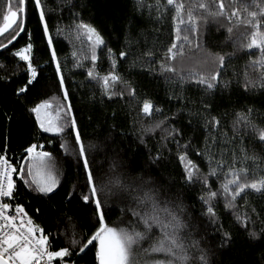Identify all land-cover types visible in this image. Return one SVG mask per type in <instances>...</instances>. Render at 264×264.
Segmentation results:
<instances>
[{
  "label": "snow or ice",
  "instance_id": "6c2138e0",
  "mask_svg": "<svg viewBox=\"0 0 264 264\" xmlns=\"http://www.w3.org/2000/svg\"><path fill=\"white\" fill-rule=\"evenodd\" d=\"M134 7L141 16L147 13L149 19L156 23L164 21L171 13L169 46L157 48L154 42L152 48L137 55L133 51V44L138 45L139 41L126 36L125 48L119 52V58L127 61L131 57L130 67L139 64L144 69L146 66L150 74H155L157 69L154 65H159V75L173 88L168 99L176 100L181 105L172 116L166 115L164 109L152 99L138 95L135 85L119 72L115 53L107 46L103 34L92 23L85 21L79 12L71 11L75 8L72 0H56L55 7L50 0H6L4 3V24L0 26V36L10 31L14 34L7 44H0V49L9 51V46H14L22 34L27 36L28 41L24 47L12 52L14 58L26 64L27 83L19 88L17 95L26 93L34 81L39 82L38 71L43 70L35 66L34 38L27 29L29 11L38 16L42 39L51 50L49 63L55 65L54 79L58 78L54 86L63 95L62 102L56 103L57 97L52 96L35 104L29 112L35 115V123L42 133L61 138L60 149L65 156L75 160L78 170H82L84 182L74 186L66 203L71 204L77 198L76 188H80V207L92 211V227L95 230L85 233L76 218L67 212L57 221L55 237L50 230L38 224L27 210L29 206L20 201V188L23 186L29 192L37 193L38 198L50 199L49 194H55L61 183L56 174L58 162L51 152L45 151L44 146L37 143L25 147L24 155L18 159L10 160L7 156L8 144L5 143V154L0 155V264H78L79 259L93 249L96 264H216L215 256L219 249L211 243L205 246L206 226L194 217L184 218L185 205L172 194L171 185L158 184L152 176L138 170L134 162L128 160L127 149L123 145V151L117 149L110 153L105 150L109 147L107 144L101 148L93 141L85 143L66 88L63 74L66 64H61L53 48L48 23L52 14L65 9L70 12L71 23L63 28L58 26L56 32L58 35L66 32L74 34L82 46L79 51L71 52L73 67L86 68V80L81 82V86L95 84L101 102L105 98L111 101L117 97L136 102L132 109L135 112L132 126L140 144L147 147L149 139L155 140L153 147L156 155L152 156V149H149L153 164L159 165L165 158V150L171 156L169 145H175L183 183L201 186V217L206 218L207 224L221 234L219 248L228 247L232 242L231 232L224 230L220 223L217 211L220 200L224 201L225 212L232 215L249 238L259 239L264 235V230L258 234L254 227H249L256 223L253 216L264 222V208L252 207L249 211L245 199L249 190L264 195V175L249 179L247 163L252 161L256 165V169L251 170L255 176L264 155L254 150L250 154L247 141L251 137L253 148L257 143L264 145V118L254 107L234 110L231 113V135L221 131L229 113L214 115V104L209 97H214L218 89L231 87L232 79L226 80L224 77L228 75V65L234 53H212L207 44L209 26L215 24L217 31L221 28L226 30L228 35L225 42H231L237 51L258 49L259 57L250 59L244 65L242 74L233 70L232 78L243 87L245 93L264 92V0H251L250 3L240 0H134ZM241 28L243 31H240ZM84 46L88 52H84ZM106 47L109 70L102 74L98 52ZM178 57L181 62L187 57L193 61V66L184 67L182 63L177 69ZM88 60L90 67L85 64ZM17 67L22 66L17 64ZM0 68H5V65L0 63ZM188 87L197 88L203 93L199 101L184 95ZM95 99L94 89L91 101L94 103ZM63 101L68 103L65 105ZM197 103L199 107H189ZM186 109L188 127H192L194 119L202 122V147L193 148L190 139L181 144L183 126L178 128L174 122ZM101 151L103 159L97 164ZM192 154L207 163L206 173L191 158ZM213 178L219 184L215 190L211 183ZM241 199L245 200L243 206L239 204ZM241 207L244 208L243 212ZM117 209L120 212V225L109 226L106 215ZM39 211L37 208L36 213ZM60 224L65 225L63 231L59 229ZM155 230L159 231L158 236L154 235ZM261 260H264V256Z\"/></svg>",
  "mask_w": 264,
  "mask_h": 264
},
{
  "label": "trees",
  "instance_id": "16d2710c",
  "mask_svg": "<svg viewBox=\"0 0 264 264\" xmlns=\"http://www.w3.org/2000/svg\"><path fill=\"white\" fill-rule=\"evenodd\" d=\"M240 2H248L251 0H240ZM6 0H0V26L4 23L2 18L3 5ZM53 7L56 6V0H50ZM75 8L71 11L79 12L83 19L92 23L103 34L107 46L112 48L117 58L118 70L126 78L131 81L140 97H147L154 101V103L163 108L168 116L177 113L180 108V102L176 100H169L168 96L172 92V86L165 81L163 76L159 75V65L154 67L157 69L155 74H150L146 71V66L142 69L139 64L135 67H130L132 58L129 57L127 61H121L119 52L125 48V37L130 36L133 41L138 40L139 44H133V51L139 53L146 51L153 47L155 42L156 47L163 45L165 48L171 43V13L168 17L156 23L153 19H149L147 13L143 16L136 11L134 7V0H72ZM53 38V48L62 65L66 64L63 69V74L66 77V88L70 93V102L74 108V114L79 121V125L85 140V143L93 141L101 145L107 144L109 147L105 149L110 153L117 149H127V158L134 162V166L138 170H142L147 175L152 176L158 184L171 185V192L174 196H178L185 205L184 218L194 217L201 225L206 226L207 239L205 246L209 243L213 247L219 249L215 256L216 264H264L261 257L264 256V235L259 239H251L247 233L244 232L238 224L235 223L232 215L226 213L224 210V201L220 200L217 211L220 216V223L223 224L224 230L230 231L232 234L231 245L225 248H219L221 241V234L215 232L211 225L207 224V219L201 217L203 206L199 201L201 195L200 184L185 185L182 179V168L179 166V160L176 158V147L170 144L172 149L171 156L168 151H164V159L160 161L159 165L153 164L150 160L149 149L151 148V155H156V150L153 145L155 140L149 139L148 146L140 144L136 138L135 130L132 126V116L135 112L132 109L135 106V101L127 99L121 100L114 98L109 101L107 98L101 102L99 89L95 84H85L81 86V82L86 80V68L76 69L73 67L71 52L73 50L79 51L81 44L76 40L74 34L64 33L58 35L57 27H65L71 23V16L69 10L57 11L50 16L48 20ZM27 29L32 32L34 38V61L38 69V81H34L32 85L28 86V91L17 95L19 88L25 86L27 83V75L24 69L26 64L18 61L12 56V52L24 47L26 45L27 36L22 34L14 46H9L10 50L6 51L0 49V63L5 65V68H0V155L4 153V145L8 144L7 156L10 160L18 159L24 155V148L29 144L37 143L44 146L45 151L53 154L58 162L57 177L60 180V185L55 191V194H49L51 197L38 198V194L29 192L26 188L21 186L19 199L25 205H28V211L33 215L36 222L42 225L46 230L52 232L53 237L57 233V221L61 219L65 212L69 216H73L79 222L82 230L85 233L94 231L93 213L90 209H83L80 207L78 199L81 189L76 188V197L71 204H67L69 192L73 191L74 186L83 184L84 176L82 170L75 167V160L72 157L65 156V153L60 149L61 138H53L51 134L42 133L35 123V115L29 112V109L35 104L40 103L52 96L57 97L56 103H60L62 92H59L54 86L58 83V78L54 79L55 65L49 63L51 58V50L48 49L47 43L42 39V26L39 25L38 16L33 15L29 11L27 17ZM243 31V28L240 29ZM14 34L11 31L0 36V44H7L8 39ZM225 29L221 28L217 31V25L209 26L207 32L208 49L212 53L228 54L234 53L233 58L228 65V75L224 79H232V84L229 89H218L214 97H209V101L214 104L213 114L223 116L225 112L229 113L225 117V127L223 131H227L231 135V113L234 110H240L245 107H254L261 118H264V92L255 91L245 93L243 87L238 85L232 78L233 70L243 73L244 65L250 59H256L260 53L258 49H243L237 51L231 42H225L227 36ZM246 43L247 40H244ZM84 52H88L86 46L83 48ZM101 59L98 62L102 74H106L109 70V61L107 59V47L98 52ZM90 55V53H89ZM159 53L158 57L159 58ZM67 57V60L65 59ZM191 67L193 61L187 57L181 62L177 58L176 67L181 66ZM17 64L22 67H17ZM85 64L90 67V60L85 61ZM209 67H212L209 65ZM251 71V69H249ZM120 87H123L121 85ZM95 89L96 99L93 103L91 101L92 92ZM177 91H179L177 89ZM185 96L193 101H199L201 91L194 87H188ZM127 96V93H125ZM66 105L68 102L63 101ZM189 107L196 108L199 104H192ZM131 112V115H130ZM113 113L115 118L113 119ZM163 117H156L162 119ZM187 109L181 113L175 120V126H183V139L181 144H184L189 139L193 148L196 146H203L204 130L200 121L194 119L192 127L187 126L188 122ZM159 135V134H158ZM49 140L52 142L49 143ZM247 146L251 151L257 154L264 155V145L256 144L253 148L251 137L248 138ZM39 151V149H37ZM191 151V150H190ZM191 158L200 164L204 173L208 171L207 163L197 159L194 154ZM103 159V151L97 156V164ZM230 159V157H229ZM66 161H69L66 163ZM250 169L249 179H258L264 175V161L259 162V168L252 175L253 169L256 165L252 161H248ZM107 166L106 164L104 165ZM239 166V165H238ZM213 190L219 187L215 178L211 181ZM22 184V182H21ZM245 199L248 201V209L256 207L257 209L264 208V195L248 191ZM244 199L239 201L243 206ZM39 208V213L36 209ZM244 208L241 207V212ZM256 221L255 225H249L257 231L258 234L264 230V222L259 218L253 216ZM106 223L109 226L113 224L120 225L119 209L108 212L106 215ZM98 227V224L96 225ZM65 225L60 224L59 229L63 231ZM204 234V233H201ZM155 236L159 235V231L155 230ZM63 243V237L60 238ZM59 246V245H58ZM147 246V244H145ZM75 259V258H73ZM78 264H96L94 249L89 251L87 255L79 259Z\"/></svg>",
  "mask_w": 264,
  "mask_h": 264
},
{
  "label": "water",
  "instance_id": "95a60500",
  "mask_svg": "<svg viewBox=\"0 0 264 264\" xmlns=\"http://www.w3.org/2000/svg\"><path fill=\"white\" fill-rule=\"evenodd\" d=\"M4 24V23H3ZM3 24L1 26H3Z\"/></svg>",
  "mask_w": 264,
  "mask_h": 264
}]
</instances>
